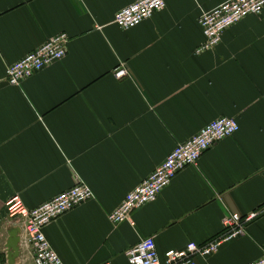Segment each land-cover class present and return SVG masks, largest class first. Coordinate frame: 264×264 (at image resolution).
<instances>
[{"label":"crops","instance_id":"obj_1","mask_svg":"<svg viewBox=\"0 0 264 264\" xmlns=\"http://www.w3.org/2000/svg\"><path fill=\"white\" fill-rule=\"evenodd\" d=\"M139 0H0V241L20 231V257L34 264L19 218L6 203L35 209L78 181L94 200L45 227L65 264H130L127 252L154 238L169 251L205 245L224 220L264 206V12L204 42L200 18L230 0H165L131 30L117 12ZM69 36L66 57L11 86L7 68L48 40ZM119 67L129 75L118 79ZM220 118L239 132L179 173L158 199L132 213L135 226L109 215L179 145ZM264 257V217L245 234L196 257L197 264H249Z\"/></svg>","mask_w":264,"mask_h":264},{"label":"built area","instance_id":"obj_2","mask_svg":"<svg viewBox=\"0 0 264 264\" xmlns=\"http://www.w3.org/2000/svg\"><path fill=\"white\" fill-rule=\"evenodd\" d=\"M83 1V0H74ZM166 8L165 0H139L115 16V24L122 30H131L151 19L154 14ZM264 12V0H230L203 15L199 25L204 42L196 49L197 55L216 49L222 42L223 34L249 16H259ZM69 36H56L20 61L7 68V81L11 86L21 83L63 60L68 53ZM118 79L129 72L124 67L115 71ZM239 123L233 118H220L210 123L195 137L179 144L167 159L129 193L123 203L109 215V221L117 226L125 222L135 226L132 213L155 202L160 194L170 186L173 179L189 167H197L203 155L220 141L233 137L239 132ZM93 191L83 182L61 193L49 202L35 209H28L19 197L6 203L10 218H19L24 230V243L31 248L34 264H65L46 237L45 227L75 208L94 200ZM264 217V206L245 216L231 214L224 220L223 232L205 245L190 243L183 251H169L161 260L154 238L142 240L137 247L126 254L130 264H197L196 257H208L219 247L244 235L249 224ZM249 264H264V257Z\"/></svg>","mask_w":264,"mask_h":264},{"label":"water","instance_id":"obj_3","mask_svg":"<svg viewBox=\"0 0 264 264\" xmlns=\"http://www.w3.org/2000/svg\"><path fill=\"white\" fill-rule=\"evenodd\" d=\"M19 233L20 231L18 229H13L9 233V240L6 245L8 252V264H15L16 260L20 257L21 237Z\"/></svg>","mask_w":264,"mask_h":264},{"label":"rangeland","instance_id":"obj_4","mask_svg":"<svg viewBox=\"0 0 264 264\" xmlns=\"http://www.w3.org/2000/svg\"><path fill=\"white\" fill-rule=\"evenodd\" d=\"M0 264H6V258L5 255L2 253V246H1V241H0ZM18 264H32L31 262L24 261Z\"/></svg>","mask_w":264,"mask_h":264}]
</instances>
